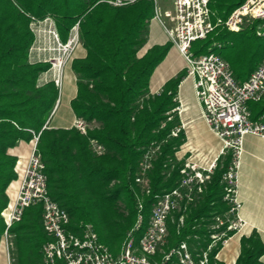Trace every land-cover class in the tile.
<instances>
[{
  "label": "trees",
  "instance_id": "trees-1",
  "mask_svg": "<svg viewBox=\"0 0 264 264\" xmlns=\"http://www.w3.org/2000/svg\"><path fill=\"white\" fill-rule=\"evenodd\" d=\"M107 0H0V246L6 231L2 217L10 198L8 189L17 181V159L10 154L20 141L30 142L41 133L39 150L46 166L49 193L70 218L69 230L80 234L91 226L100 242L117 255L128 233L135 228L140 198L144 222L136 232L139 243L149 225L158 196L173 191L180 181L182 163L176 153L186 135L172 137L180 119L172 112L178 106V89L188 72L170 80L159 95H152L151 78L166 59L172 44L155 46L145 55L150 23L155 16L152 0L115 8ZM247 0H212L213 20H228ZM52 17L64 42L80 23V37L87 50L85 59L74 60L78 95L72 108L78 118L96 125L87 136L77 129H50L47 124L56 108L60 92L52 83L39 85L50 66L32 63L30 50L35 36L32 19ZM261 21L244 25L239 33L224 27L192 46L195 59L216 53L231 67L238 83H244L264 59V42L257 30ZM215 45H222L217 48ZM253 120L264 114V100L250 103ZM173 119L169 121V117ZM92 140L106 149L102 156L92 150ZM153 145L161 150L153 161L150 194L136 184L138 168ZM223 159V160H222ZM219 160L211 183L193 205L179 229V216L169 221V237L164 252L189 244L196 257L211 244L210 226L224 215L223 174L232 163V154ZM15 264H43V247L52 239L43 225L41 205L31 207L10 232ZM219 244L210 253L209 264ZM264 244L254 233L241 240L236 264H263ZM163 254L157 256L160 261Z\"/></svg>",
  "mask_w": 264,
  "mask_h": 264
},
{
  "label": "built area",
  "instance_id": "built-area-1",
  "mask_svg": "<svg viewBox=\"0 0 264 264\" xmlns=\"http://www.w3.org/2000/svg\"><path fill=\"white\" fill-rule=\"evenodd\" d=\"M140 0H107L106 3L122 8ZM155 5L154 21L158 22L167 34L170 43L177 47L187 62L188 76L195 79L196 96L203 105V116L209 129L221 141L222 148L218 158L199 155L188 159L180 158L181 150L177 151L176 159L182 163L180 181L177 187L156 198L153 204L149 225L139 243L136 232L144 222V203L140 198L138 204V219L122 245L118 255L102 244L91 226L81 229L80 234L69 230L68 213L52 200L46 166L39 150L41 133H33L30 141L32 152L25 166L17 161L15 172L19 182L16 199L10 201L3 211L2 217L6 224L3 244L9 256V264H15L11 259L12 234L11 229L20 223L27 209L41 205L43 208V225L45 232L52 239L43 247V264H209L210 253L219 244L226 246L233 235L240 234L247 226L241 217L242 202L239 199V172L244 155V139L253 135L264 140V114L253 120L249 108L250 103H260L264 100V59L259 68L249 80L238 83L230 65L218 54L211 53L195 59L192 46L197 41L206 40L217 27H224L230 32L239 33L246 23L261 21L257 33L264 39V0H247L237 8L228 20H213L210 10L212 0H174V8L164 10L159 0H152ZM31 30L35 36L30 50L32 63H45L50 68L42 74L39 85L54 84L61 92L64 84L66 67L72 63L74 53L81 46L80 23L71 30L69 38L64 42L58 31L55 19H32ZM222 48V45H215ZM178 100V99H177ZM185 109L179 106L173 111L182 117ZM172 113V114H173ZM173 114V115H174ZM173 116L169 117V121ZM74 128L82 135L95 129L93 123L83 118H77ZM183 121L177 126L172 137L176 138L186 132ZM92 150L102 156L105 147L92 140ZM161 145H153L145 154L144 161L138 168L136 184L146 195L150 194L153 161ZM232 154V163L223 174L222 183L225 188L224 202L229 210L217 216L210 226L211 244L207 250L201 251L196 257L189 244L183 242L179 247L165 253L164 247L169 237V221L179 216V229L184 226L190 208L204 194L212 177L219 167V160ZM180 158V159H179ZM183 161V162H182ZM162 253L160 261L156 258Z\"/></svg>",
  "mask_w": 264,
  "mask_h": 264
},
{
  "label": "crops",
  "instance_id": "crops-1",
  "mask_svg": "<svg viewBox=\"0 0 264 264\" xmlns=\"http://www.w3.org/2000/svg\"><path fill=\"white\" fill-rule=\"evenodd\" d=\"M56 22V21H55ZM171 44L161 25L152 20L149 27L148 41L141 56L155 46ZM87 50L83 44L74 53V60L85 59ZM72 63L65 69L64 84L56 108L47 124L50 129H72L78 118L73 111L72 102L78 95V78L73 71ZM187 70V62L177 47L170 48L166 59L155 70L150 83L152 95H159L165 85ZM177 99L184 106L181 121L187 124L185 145L191 146L211 159L218 158L222 143L209 129L204 116L203 105L196 96L195 79L187 77L178 89ZM178 116V115H177ZM179 117V116H178ZM180 118V117H179ZM10 154L26 166L31 156L30 142L20 141L11 149ZM225 158V157H222ZM221 159V158H220ZM239 199L242 202L241 217L247 226L240 234L233 235L229 243L222 247L215 260L220 264H236L241 255V240L257 233L264 244V140L249 135L244 139V155L239 172ZM19 182L15 181L8 189L10 201L17 196ZM119 254V253H118ZM117 254V255H118ZM11 259L12 255H11ZM264 264V256L262 258ZM0 264H9V256L3 244L0 246Z\"/></svg>",
  "mask_w": 264,
  "mask_h": 264
},
{
  "label": "rangeland",
  "instance_id": "rangeland-1",
  "mask_svg": "<svg viewBox=\"0 0 264 264\" xmlns=\"http://www.w3.org/2000/svg\"><path fill=\"white\" fill-rule=\"evenodd\" d=\"M159 3H160V6L164 9V10H168V9H173L174 8V0H159ZM246 24H248V23H246ZM245 24V25H246ZM263 39V38H262ZM262 42H264V39H263V41ZM177 102H178V106H179V100H177ZM177 106V107H178ZM176 107V108H177ZM175 110V109H174ZM173 113V112H172ZM174 114V113H173ZM176 114V113H175ZM180 119V124H181V118H179ZM179 124V125H180ZM185 125H186V127H187V124L186 123H184ZM95 125V124H94ZM178 125V126H179ZM96 126V125H95ZM187 129V128H186ZM184 134L186 135V132H184ZM186 142H187V136H186ZM186 142H185V144H186ZM183 145L182 147H183V149H182V152L180 153V158H185V159H189L190 157H191V154H193V156H197V155H199L200 156V158H203V157H205V156H208V155H206V154H204V153H202V152H200V151H198V150H196V149H193L191 146H187V145ZM181 147V148H182ZM181 148L179 149V150H181ZM191 153V154H190ZM179 158V159H180ZM222 159V158H221ZM223 160V159H222ZM183 162V161H182ZM124 244V243H123Z\"/></svg>",
  "mask_w": 264,
  "mask_h": 264
}]
</instances>
